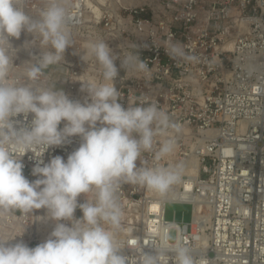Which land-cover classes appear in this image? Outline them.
Here are the masks:
<instances>
[{
    "label": "built area",
    "instance_id": "2783aa9c",
    "mask_svg": "<svg viewBox=\"0 0 264 264\" xmlns=\"http://www.w3.org/2000/svg\"><path fill=\"white\" fill-rule=\"evenodd\" d=\"M46 2L27 0L26 10L38 15ZM65 3L71 12L68 31H76L72 43L80 48L73 57L66 56L74 66L64 72L59 89L84 103L87 85L104 82L102 69L89 52L94 42L107 43L119 57L118 66L126 54L138 53L147 70L120 68L111 82L120 93L119 102L125 108L154 103L180 126L172 154L156 157L165 138L157 136L153 150L141 159L148 167L183 164L179 188L184 191L192 183L200 198L163 200L144 186L121 183L117 238L125 254L138 264L141 247L158 246L162 236L169 238L176 230L175 241L188 246L198 264H264V0H156L151 7L123 5L115 16L107 11L99 21L92 20L87 0ZM32 39L22 32L11 42L17 46ZM170 41L179 42L197 59L170 57L166 52ZM42 75L41 71L37 80ZM16 119L27 126L32 115ZM63 126L61 122L59 127ZM70 139L49 147L43 162L57 155L66 160L81 142L79 136ZM192 158L197 159L196 175L190 173ZM21 161L29 181L39 178L32 174L37 164L32 152ZM78 200L84 202V195ZM168 202L192 204V220H166ZM155 205L160 208L155 210ZM10 212L7 219L25 226L29 247L44 242L55 226L52 220L36 219L46 216L45 209ZM195 215L202 218L196 221ZM75 216L82 212L77 209Z\"/></svg>",
    "mask_w": 264,
    "mask_h": 264
},
{
    "label": "clouds",
    "instance_id": "9594fccd",
    "mask_svg": "<svg viewBox=\"0 0 264 264\" xmlns=\"http://www.w3.org/2000/svg\"><path fill=\"white\" fill-rule=\"evenodd\" d=\"M26 5L27 0H0V210L45 209L46 216L36 219L52 220L55 226L35 247L0 239V264H136L117 238L122 220L117 191L121 183H129L166 194L181 181L183 164L148 167L141 159L153 150L157 136L165 138L156 157L172 154L180 126L154 103L125 108L119 102L120 93L111 82L120 68L139 72L147 66L138 53L126 54L118 66L119 57L103 40L92 43L89 52L99 63L104 82L87 85L84 103L63 90L38 86L42 69L64 60L72 45L67 27L71 12L65 0H47L38 15H30ZM22 32L33 36L25 41V49L37 47L34 40L39 37L51 50L32 56L38 62L28 61L30 82L18 84L9 78L19 51L11 40ZM166 52L177 60L197 59L179 42L170 41ZM29 114L27 126L16 119ZM75 136L81 142L66 160L57 155L43 162L49 147L70 143ZM28 152L37 160L32 174L39 178L34 181L23 174L21 157ZM81 194L84 202L78 200ZM77 209L82 212L79 218ZM168 240L165 235L158 246L141 247L138 264H198L180 239L171 245Z\"/></svg>",
    "mask_w": 264,
    "mask_h": 264
},
{
    "label": "rangeland",
    "instance_id": "374dc122",
    "mask_svg": "<svg viewBox=\"0 0 264 264\" xmlns=\"http://www.w3.org/2000/svg\"><path fill=\"white\" fill-rule=\"evenodd\" d=\"M88 6L92 7V20L99 21L107 11L112 13L115 16L114 11H118L125 4H121L120 2L124 0H87ZM136 4L139 2L141 6H150L156 3V0H135ZM123 3V2H122ZM112 9V12H111ZM71 41L76 38V31L70 32ZM34 44L37 47H33L30 49H25L23 45H17L16 48L19 49L16 57L13 60L14 65L10 71V77H12V72H15L18 75V79L20 82H26L28 77H25V70L30 66L28 63L31 60V63L35 64L38 62L37 57H32L33 55H39L41 51H49L51 50L48 46H45L41 43L40 38L36 37ZM79 46L72 43L71 47L67 48L64 53V60L56 64L49 65L46 68L42 69L43 75L41 80H46L48 86L52 87L54 90L61 88V83L64 79V72L67 68H71L74 66V62L71 60H67V57H73L74 53H77ZM15 75V76H16ZM40 76V75H39ZM18 82V81H17ZM19 82V83H20ZM6 211L0 210V239L9 240V243H15L17 241H23L28 245L30 239L25 234V226L20 225L10 219L6 218ZM165 219L168 221H176L178 223L182 222H190L192 220V204L188 203H177V202H168L165 208ZM176 239V230H172L169 235V240L172 242Z\"/></svg>",
    "mask_w": 264,
    "mask_h": 264
},
{
    "label": "bare ground",
    "instance_id": "6f19581e",
    "mask_svg": "<svg viewBox=\"0 0 264 264\" xmlns=\"http://www.w3.org/2000/svg\"><path fill=\"white\" fill-rule=\"evenodd\" d=\"M122 2H120V3L125 4V5H130V6H140V3H141V2H139L138 4H136L135 0H124ZM15 75H16L15 72H12V77L9 76V78L15 80V82L19 84L20 79H18L19 78L18 75H16V76ZM24 75H25V77H27L26 70H25ZM28 82H30L29 79L26 82L24 81V82H20V83H28ZM36 84L38 86L49 87L46 80H37ZM189 166H190V170H191L190 173L193 175H196L197 171H198L197 170V168H198L197 159L192 158L190 160ZM179 187H180V184L178 183V184L174 185L166 194H160L159 193L161 199H163V200H192V199L200 200V198L196 196V194L193 190V184L192 183H189L184 191L181 190ZM157 208H160L159 205L154 206L155 210ZM6 215L11 216L13 214L10 211H8V212L6 211ZM200 218H202V217L195 215L196 221H198Z\"/></svg>",
    "mask_w": 264,
    "mask_h": 264
}]
</instances>
